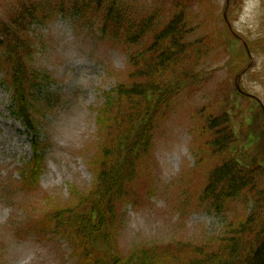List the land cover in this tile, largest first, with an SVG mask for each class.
I'll return each mask as SVG.
<instances>
[{"label": "trees", "instance_id": "trees-1", "mask_svg": "<svg viewBox=\"0 0 264 264\" xmlns=\"http://www.w3.org/2000/svg\"><path fill=\"white\" fill-rule=\"evenodd\" d=\"M190 1L174 0L167 9L156 7L139 16L122 0H25L17 1L7 20L0 21L2 85L11 90V116L32 138V163L20 176L25 190L36 187L41 174L40 149L33 141L39 125L35 106L43 98L46 103L51 100L47 94L43 97L44 82L50 78L33 67L31 28L55 15L74 17L78 25L95 27L101 38L119 43L128 58L124 79L104 93L97 115L98 130L106 142L91 160L93 186L86 195H77L74 205L46 211L36 220L69 243L78 264H264V152L254 150L256 142L264 139V113L255 99L237 91L259 109L260 129L247 134L243 128L251 124L244 117L237 126L231 118L236 108L228 105L227 98L215 99L196 112L190 129L196 144L195 164L201 167L206 160L207 171L188 199L224 216L222 232L204 243L141 246L123 257L110 241L119 206L149 200L154 194L151 158L157 132L169 119L177 97L202 83V67L211 53L226 54L225 67L233 79L250 63L256 42L233 29L245 47L228 26L241 1L229 0L226 21L223 12L207 13L212 22L220 18L223 26L216 22L202 35H198V14L190 9ZM259 41L264 47V38ZM97 238L107 243L105 250L95 247Z\"/></svg>", "mask_w": 264, "mask_h": 264}, {"label": "rangeland", "instance_id": "rangeland-1", "mask_svg": "<svg viewBox=\"0 0 264 264\" xmlns=\"http://www.w3.org/2000/svg\"><path fill=\"white\" fill-rule=\"evenodd\" d=\"M17 1L25 0H0L1 22L7 20ZM122 1L129 3L139 16L156 7L167 9L174 2ZM240 1L232 14L230 29L256 44L250 72L239 86L264 107V47L259 44L264 38V0ZM225 2H189L190 9L198 14L195 23L200 27L198 35L210 30L216 22L222 28L220 18L212 22L207 13L213 12V16L222 13ZM30 36L35 51L33 67L50 78L44 82L43 97L47 94L51 100L46 103L43 98L35 106L34 118L39 125L33 141L38 142L40 149L41 174L37 186L25 190L20 176L32 163V138L10 114L11 90L2 85L4 76L0 70V264H78L69 243L36 220L46 211L74 205L77 195H86L93 186L91 160L106 142L98 130L97 115L104 93L124 79L128 58L119 43L101 38L95 27H86L81 22L78 25L70 16L55 15L50 21L33 26ZM225 56L211 53L202 67V83L185 89L177 97L169 119L158 130L151 158L154 194L136 204H121L113 222L110 241L120 257L141 246L176 241L204 243L222 232L224 216L188 199L189 194H195L192 187H198L207 171L205 159L203 166L195 164L196 144L190 133L195 113L215 99L227 98L228 105L236 108L232 112L228 109L234 123L238 126L240 117H244L242 120L251 124L243 128L247 134L260 129L263 122L259 109L237 94L236 79L225 67ZM255 148L264 152V139L258 140ZM142 191L148 195L144 185ZM42 230L45 232L41 233ZM106 244L97 238L95 247L105 250Z\"/></svg>", "mask_w": 264, "mask_h": 264}, {"label": "water", "instance_id": "water-1", "mask_svg": "<svg viewBox=\"0 0 264 264\" xmlns=\"http://www.w3.org/2000/svg\"><path fill=\"white\" fill-rule=\"evenodd\" d=\"M228 4H229V0H226V7H225V11H224V13H223L224 18H225L226 10H227V8H228ZM242 43L245 45V43H244L243 41H242ZM239 77H240V76H239ZM239 77H238V78H239ZM236 89H237V91L240 92L238 82H236Z\"/></svg>", "mask_w": 264, "mask_h": 264}]
</instances>
